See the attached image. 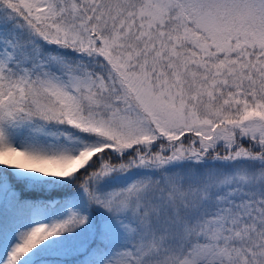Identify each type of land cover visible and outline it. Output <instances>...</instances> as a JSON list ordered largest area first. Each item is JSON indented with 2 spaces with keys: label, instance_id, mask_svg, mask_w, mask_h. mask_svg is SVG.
Returning <instances> with one entry per match:
<instances>
[{
  "label": "snow or ice",
  "instance_id": "6c2138e0",
  "mask_svg": "<svg viewBox=\"0 0 264 264\" xmlns=\"http://www.w3.org/2000/svg\"><path fill=\"white\" fill-rule=\"evenodd\" d=\"M0 264H264V0H0Z\"/></svg>",
  "mask_w": 264,
  "mask_h": 264
}]
</instances>
